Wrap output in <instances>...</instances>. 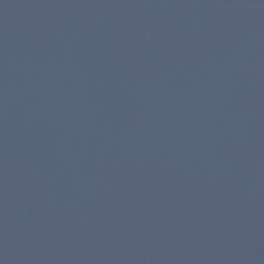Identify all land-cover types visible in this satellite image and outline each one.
Wrapping results in <instances>:
<instances>
[{
  "label": "water",
  "instance_id": "obj_1",
  "mask_svg": "<svg viewBox=\"0 0 264 264\" xmlns=\"http://www.w3.org/2000/svg\"><path fill=\"white\" fill-rule=\"evenodd\" d=\"M0 264H264V0H0Z\"/></svg>",
  "mask_w": 264,
  "mask_h": 264
}]
</instances>
